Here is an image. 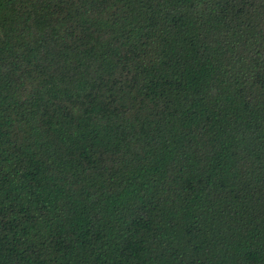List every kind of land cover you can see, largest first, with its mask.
Here are the masks:
<instances>
[{"label":"trees","instance_id":"trees-1","mask_svg":"<svg viewBox=\"0 0 264 264\" xmlns=\"http://www.w3.org/2000/svg\"><path fill=\"white\" fill-rule=\"evenodd\" d=\"M0 264H264V0H0Z\"/></svg>","mask_w":264,"mask_h":264}]
</instances>
